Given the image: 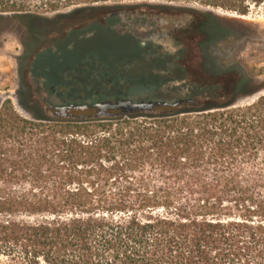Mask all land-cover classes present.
Masks as SVG:
<instances>
[{
    "label": "trees",
    "instance_id": "1",
    "mask_svg": "<svg viewBox=\"0 0 264 264\" xmlns=\"http://www.w3.org/2000/svg\"><path fill=\"white\" fill-rule=\"evenodd\" d=\"M29 1L0 0V16L25 13ZM130 1L142 0L45 6ZM144 1L241 15L264 4ZM195 100L194 108L101 121H29L3 105L0 264H264V96L244 107Z\"/></svg>",
    "mask_w": 264,
    "mask_h": 264
},
{
    "label": "rangeland",
    "instance_id": "2",
    "mask_svg": "<svg viewBox=\"0 0 264 264\" xmlns=\"http://www.w3.org/2000/svg\"><path fill=\"white\" fill-rule=\"evenodd\" d=\"M46 3V0H31L26 5L25 13L5 16L26 18L24 29L20 33L15 23L4 22L1 25L4 32L0 50V111L3 105L10 103L13 112L25 120H33V115L52 117L42 106L40 109L31 107L32 111L29 112L25 108H20L17 103L16 95L18 93L27 95L34 85L32 78L29 82L23 83L19 77V66L16 61L19 52V34L24 37L25 46H56L59 40L65 39L71 28L83 24L88 26L91 24L87 23L88 21L99 20L104 14L121 10L150 12L160 20L174 17L173 24L170 25L175 24L174 27L183 18H192L193 28L190 34L186 35L192 37V40L180 37L186 45L188 44L180 67L184 76L181 74L180 78H184L192 86L205 90L204 96H199V99L216 96L219 98L217 104L236 99L238 107H244L264 96V4L252 7L247 15H241L185 2L142 0L94 7H73L58 12L49 11L45 6ZM180 25L183 23L180 22ZM159 32L165 33L167 30L160 25ZM174 33L177 37L179 32L176 30ZM77 46H92L102 57H110L116 55L117 50L108 46L121 45L117 41L108 43L106 40L96 38L85 44L79 43ZM26 58L29 59L28 52ZM246 80L251 83L241 89L240 86ZM143 84L144 82H141V85L135 89V94L130 97L132 101L153 100L155 89L150 91ZM177 84L175 82L166 86ZM186 94L187 92H184L182 98ZM21 101L24 102L20 98ZM25 102L24 104L27 105ZM53 104L58 102L53 100ZM213 104L215 103L206 105Z\"/></svg>",
    "mask_w": 264,
    "mask_h": 264
},
{
    "label": "flooded vegetation",
    "instance_id": "3",
    "mask_svg": "<svg viewBox=\"0 0 264 264\" xmlns=\"http://www.w3.org/2000/svg\"><path fill=\"white\" fill-rule=\"evenodd\" d=\"M173 19L160 20L150 12L116 11L102 15L99 20L86 21L91 23L88 26L71 28L56 46H25L24 37L19 34L16 58L19 77L23 83L30 78L34 80L32 91L16 95L19 107L30 112L31 107L40 109L42 106L46 110L47 106L131 100L141 82L148 90L155 89L153 100L183 99L184 92H187L184 98L204 96L203 90L180 78L181 74L184 76L180 67L188 47L181 38L192 40L186 35L193 28V20L183 18L180 21L183 25L178 22L174 27L175 24L170 26ZM25 21L23 16H0V50L2 23L17 24L20 33ZM160 25L167 32L160 33ZM175 29L179 32L177 37ZM96 38L108 43L119 42L121 46H108L116 49L117 54L102 57L92 46H77ZM175 82L178 84L166 86ZM20 98L27 105L20 102ZM53 100L58 104H53Z\"/></svg>",
    "mask_w": 264,
    "mask_h": 264
},
{
    "label": "water",
    "instance_id": "4",
    "mask_svg": "<svg viewBox=\"0 0 264 264\" xmlns=\"http://www.w3.org/2000/svg\"><path fill=\"white\" fill-rule=\"evenodd\" d=\"M195 99L183 98L175 101L148 100L131 101L128 99H115L92 104H68L62 106H47L46 113L58 120L88 121L108 120L121 116H136L143 113L176 112L185 107L194 108Z\"/></svg>",
    "mask_w": 264,
    "mask_h": 264
}]
</instances>
